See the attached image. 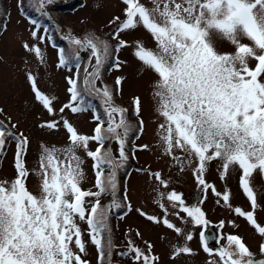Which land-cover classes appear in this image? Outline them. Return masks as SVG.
Listing matches in <instances>:
<instances>
[{"label": "snow or ice", "instance_id": "6c2138e0", "mask_svg": "<svg viewBox=\"0 0 264 264\" xmlns=\"http://www.w3.org/2000/svg\"><path fill=\"white\" fill-rule=\"evenodd\" d=\"M52 2L47 0L49 4ZM121 2L126 6L125 18L120 21V17H115L112 21L114 24L120 21L111 36L117 40L116 45L90 33L83 39L71 33L61 37L67 40L68 48L59 49V65H74L75 73L67 81L70 102L59 111L63 113L69 109L73 114L91 111L96 126L93 134L87 136L79 134L68 120L62 121L69 143L63 150L42 148L35 172L38 177L36 194L27 188V179L33 173L24 162L30 141L23 133H7L15 139L17 146L16 176L11 181L0 180V264H88L82 258L86 248L81 223L87 225V235L97 250L100 264L110 260L113 248L110 214L126 206L117 199L118 172L129 159L125 149L131 134L142 132L144 122L139 120L138 125L129 122L127 109L118 106L114 99L119 94L122 78L118 77L115 87L109 88L102 82L101 70L110 60L119 69L121 62L118 56L113 59L114 53L118 54L127 46L119 39L120 34L140 27L156 44L152 50L137 42L133 55L157 77L152 85V96L155 112L163 120L157 135L164 154L179 161L181 170L184 164L195 163L193 174L202 191L212 187L203 179L207 165L212 161L220 162L221 179L229 171L239 170L241 189L253 210L257 207L251 177L259 172L264 179V0H150L151 7H146L140 0ZM44 8L45 0H40L35 10L47 16ZM30 22L40 27L37 20ZM43 31L49 30L44 28ZM31 35L35 38L36 31ZM242 39L249 43H242ZM217 41L228 42L233 50L218 51ZM24 47L29 49L27 44ZM29 50L42 58L39 47ZM81 52H90L88 65L92 66V71L85 66L82 75ZM250 60L255 61L253 67H249ZM27 78L32 82L36 100L53 113L52 100L37 90L31 75ZM98 82L100 86H97ZM93 100L99 101L102 114ZM132 105L135 114L140 116V98H134ZM58 123L49 122L41 127L55 130ZM90 142L97 145L94 151L89 150ZM5 143L6 133L0 130V152ZM113 143L116 155L113 154ZM142 147L147 148V145ZM81 149L93 161L96 191L80 186L84 178L83 160L77 151ZM177 150L184 154L183 160L174 155ZM153 175L167 187L159 173ZM212 190L215 192L214 187ZM103 196H110L111 202L102 204ZM161 196L173 209L179 208L190 218L186 223L208 224L200 207L203 197L188 206L176 192L166 196L161 193ZM222 199L227 205L229 195L223 194ZM128 207L130 210V205ZM160 207L167 211L163 204ZM235 212L256 226L264 238V227L259 226L253 212L245 213L238 207ZM141 215L145 213L141 212ZM147 219L156 221L153 216H147ZM163 224L186 241L184 246L174 248L175 256L193 255L187 246L193 236L185 234L167 219ZM200 236L203 239L204 233ZM129 244L137 264H156L158 261V257L151 255L152 245L147 246L146 254L131 246V242ZM203 248L213 255L207 244ZM260 251L264 254V243L260 244ZM214 255L217 259L208 264H264V259L257 260L235 235L227 236L226 244Z\"/></svg>", "mask_w": 264, "mask_h": 264}, {"label": "rangeland", "instance_id": "374dc122", "mask_svg": "<svg viewBox=\"0 0 264 264\" xmlns=\"http://www.w3.org/2000/svg\"><path fill=\"white\" fill-rule=\"evenodd\" d=\"M146 1L140 0L146 7H150ZM39 2L40 0H0V25L3 19L9 20L5 22L6 28L0 35V125H3L0 130L6 133L5 147L0 152V180L11 181L16 176L14 157L17 146L15 139L7 136V133L11 132L14 135L23 133L30 141L24 162L26 168L33 173L27 179V188L34 194L38 191V177L35 172L39 166L42 148L63 150L69 143L62 121L68 120L79 134L87 136L93 134L96 126L91 111L78 114L71 113L69 109H65L63 113L59 111L63 105L70 102L67 81L75 73L74 65L71 67L59 65V49L68 48L67 40L61 37L71 33L76 38L83 39L86 33H90L114 46L117 40L111 39V36L116 24L124 20L126 7L121 0H80V2L79 0H53L50 4L45 0L43 11L47 13V16H44L35 10ZM26 7H28L29 16L23 13ZM63 8L65 11L61 10ZM115 17H120V21L114 24L112 21ZM33 19L38 21L39 28L31 24L30 21ZM44 28L49 31L45 33ZM33 31L37 33L35 38L31 35ZM41 37H43L42 41ZM119 39L124 40L127 45L118 54L114 53L113 59L118 56L121 62L120 67L116 69L113 66V60H110L101 70V79L104 85L114 88L116 79L122 78L119 94L114 96L115 102L118 106L127 109L130 123L138 125L139 120H143L144 127L142 132L135 131L131 134L125 149L129 159L125 167L118 172L117 199L126 206L113 210L110 214L113 248L112 256L110 260L106 259L105 264H137L134 254L130 252L129 242L131 246L140 248L146 254L147 246L152 245L151 255L158 257L156 264H208L213 259L206 257L202 259L200 256L202 250H199L198 245L195 244V238L188 242L193 255L175 256L174 248L177 244L178 247L184 246L185 239L178 236L174 229H168L163 224V220L167 219L173 224L171 215L180 218L185 216V213L181 212L177 216L175 213L178 210L172 212L174 209L171 203L162 197L161 193L166 196L171 192L183 193L190 188L194 189L191 192V198L196 203L203 197V205L208 211L204 208L203 210L210 221L223 220L228 232H234L248 239V221L235 212L237 207L245 213L253 210L240 186L241 172L229 171L224 179H221L222 173L208 174L207 182L213 177V182L207 183L212 187L202 191V186L197 184L193 174L195 163L184 164L181 170L182 165L179 161H173L170 156L164 154L157 135L158 126L163 120L155 112L152 96V85L157 77L144 68L133 55L137 42L152 50H155L156 44L142 27L121 33ZM56 40L59 42L58 45ZM241 42L249 43L246 39H242ZM25 44L29 46V49L39 47L42 58L26 49ZM216 47L220 52L233 50V46L226 41H217ZM80 55L82 75L85 66L89 67V71H92V66L88 65L90 52H81ZM94 63L93 59L92 64ZM254 65L255 61L250 60L249 67ZM29 75L34 78L37 90L52 100L53 113L50 114L42 103L36 100L32 82L27 78ZM97 86H100V82ZM136 97H139L141 101L140 116L135 114L132 105ZM92 103L102 114L99 101L93 100ZM49 122H59L57 129L41 127ZM144 145H147V148H143ZM96 147V143H89V150L94 151ZM112 148L113 154L116 155L115 143L112 144ZM77 155L83 160L81 167L84 178L81 188L96 191L93 161L86 156L83 149L78 150ZM174 155L181 160L184 159V154L178 150ZM216 164L220 167L219 161ZM154 173H159L167 187L154 178ZM192 177L195 180H191ZM255 177H257L256 180L262 179L259 172L251 177L253 190L257 187L254 185ZM213 187L215 192L212 190ZM256 193L257 196L264 197V188L257 190ZM223 194L229 195L227 205L222 199ZM125 197H127L126 200ZM110 202V196L101 198L102 204ZM161 204L167 208V211L160 207ZM224 209L231 210L226 212ZM141 212L145 215H141ZM147 216H153L159 222L149 221ZM181 226L182 223L179 228L185 232L186 230ZM80 227L84 231L83 239L86 248L82 258L88 261V264H100L97 250L88 238L87 225L81 223ZM225 244L226 242L223 243ZM123 253L126 255H122Z\"/></svg>", "mask_w": 264, "mask_h": 264}, {"label": "flooded vegetation", "instance_id": "af4514ba", "mask_svg": "<svg viewBox=\"0 0 264 264\" xmlns=\"http://www.w3.org/2000/svg\"><path fill=\"white\" fill-rule=\"evenodd\" d=\"M79 2H80V0H79ZM146 2L149 3L150 7L152 6L150 3V0H148ZM216 162L218 163V161H212L210 164H208L206 171L203 174L205 176L203 179L205 180L206 183L213 182V177H212V179H210V181L207 182L206 177L208 176V174H213V175L216 173L221 174V169L216 164ZM256 178L257 177H255V180H254L256 184H254V185L255 186L257 185V187L254 188V194L256 195V199H257L258 203H257V207L255 208V210H249L248 212H250V211L253 212L254 218L257 220V223L259 224V226L264 227V197H262L261 195L257 196V193H256L257 190H262L264 188V179L256 180ZM193 179L195 180V178L192 177L191 180H193ZM220 182H222V181H220ZM192 184H193V182H192ZM193 190L194 189L190 188V189H188V191H186V192L184 191L183 193L177 192V194L181 195L182 199L185 201V204L188 206H191V205L196 204L198 202L197 201L195 203L193 201V199L191 198V192ZM205 196L206 195H204V197ZM200 207L202 208V211L205 213V211L203 210V208L206 209L205 205H203V203H202L200 205ZM224 210L226 212H228L231 209H228V210L224 209ZM174 211H177L175 213L177 216H179V213H181L179 208L174 209L172 212H174ZM171 217H172L171 219L173 221V225H175V227H179V225H181V223H182L181 227H184V229L186 230L185 234L190 233L193 236V238H195V241H196L195 244L198 245L197 247L199 250H202L201 254L199 253L200 256L202 257V259L205 257L213 259V260L217 259V257L214 254L219 250L220 247L224 246L223 243L226 242V237L229 235H235L238 238H240L242 240V242L246 245V247L251 251V253L254 254V257L257 260L264 259V254H262L260 251V244L264 243V238H262L261 235L257 232L256 226L251 225L249 222L247 224L249 226V228H248L249 234H248V239H246L244 236H239V235L235 234L234 232H228L227 225L224 224L225 222L223 220H221V221L219 220L218 222L210 221L208 219V216L206 213H205V218L208 221V224H206V225L202 224L199 226L192 225L191 223H186L185 221L190 219V218H187L186 214H185V216H180V218L183 221H181L180 218L174 217L173 215H171ZM221 222H223L222 226H221ZM201 232L204 233L203 239L200 236ZM185 243H186V241H184V244ZM190 244L191 243H189V245ZM204 244H207L209 246L213 255H209L208 252L204 251V248H203ZM187 246H188V242H187ZM176 247H178V244ZM197 252H199V251L197 250Z\"/></svg>", "mask_w": 264, "mask_h": 264}, {"label": "trees", "instance_id": "16d2710c", "mask_svg": "<svg viewBox=\"0 0 264 264\" xmlns=\"http://www.w3.org/2000/svg\"><path fill=\"white\" fill-rule=\"evenodd\" d=\"M70 8H71V6H70ZM61 10L65 11V8H63V9H61ZM23 13L29 16V14H28V13H29V11H28V7L24 8ZM1 21H2V20H1ZM8 21H9V20H8L7 18L3 19V21H2V23H1V25H0V35L3 33V31H4L5 28H6V24H7V23H5V22H8ZM56 44H57V45L59 44V42H58L57 40H56Z\"/></svg>", "mask_w": 264, "mask_h": 264}]
</instances>
